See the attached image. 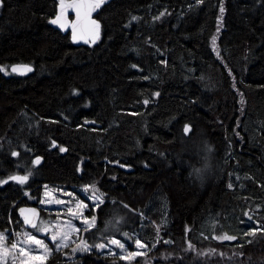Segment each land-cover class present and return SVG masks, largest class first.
<instances>
[{
  "label": "trees",
  "instance_id": "obj_1",
  "mask_svg": "<svg viewBox=\"0 0 264 264\" xmlns=\"http://www.w3.org/2000/svg\"><path fill=\"white\" fill-rule=\"evenodd\" d=\"M60 4L0 0V231L23 228L46 185H95L90 251L46 264H264V0H105L78 45L50 22ZM124 233L141 255L92 247L113 236L134 253Z\"/></svg>",
  "mask_w": 264,
  "mask_h": 264
},
{
  "label": "rangeland",
  "instance_id": "obj_2",
  "mask_svg": "<svg viewBox=\"0 0 264 264\" xmlns=\"http://www.w3.org/2000/svg\"><path fill=\"white\" fill-rule=\"evenodd\" d=\"M61 7V4H60ZM96 21V20H95ZM97 22V21H96ZM98 23V22H97ZM99 32V30H98ZM98 34L89 39L88 41H85L83 44H92L97 39ZM205 144L204 140L201 138L197 141V146L199 148H202V146ZM86 188L88 190L86 191ZM42 195L37 201V207L44 209L49 217L47 218H40L37 225H40L41 221H44L48 225H59L60 230H67L66 228V222L71 221L72 225L75 228L80 229L81 231H71L68 240L66 241L67 247L71 244H75V249L78 252H87V251H81L80 248L82 236L85 233H88L89 231H92L95 229V221L93 227H88L87 222H91L92 218L89 215V208H97L100 206L101 203L100 199H93V192L91 191L90 187H75L72 188H66L62 186H50L46 185L42 190ZM29 201H34L31 199V197H28ZM59 200L61 203H56V201ZM80 203L84 205L82 208H77V203ZM72 209L73 212H76V215L73 216L68 210ZM122 218L118 214L114 216L112 221L108 225V229L110 233H113L114 231L118 230V226L121 222ZM57 229L52 228L48 231H38L36 228L33 232H29L24 227L18 228V229H10L8 232H1L3 233L7 239L5 241L6 248L9 249L7 251H0V264H46L48 258L51 256L53 249L55 250H62L65 247H60L57 249V244L60 243V240L57 239V241H53L51 239L52 232L56 231ZM30 233L32 234L36 239H39L43 242V244L47 245V253L45 252V249L39 245L33 244L30 241L26 239L24 236V233ZM17 233L20 235L17 236ZM129 236L132 238V247L134 249V253H140L141 255L144 250V248H137L135 243V236L128 233ZM111 238H115L113 236H105V244H107L108 240ZM117 239V238H116ZM20 241H23V243H19ZM17 243L18 246L16 249H11V245L13 243ZM23 247L25 249V252L22 253L20 251V248ZM33 249V251L28 252L27 249ZM126 251L121 252V249L116 247L115 245L109 244L104 249H99L102 251L110 252V253H117L118 257H121L123 255L124 258L127 259L129 257L127 248L125 246ZM137 256V255H134Z\"/></svg>",
  "mask_w": 264,
  "mask_h": 264
},
{
  "label": "snow or ice",
  "instance_id": "obj_3",
  "mask_svg": "<svg viewBox=\"0 0 264 264\" xmlns=\"http://www.w3.org/2000/svg\"><path fill=\"white\" fill-rule=\"evenodd\" d=\"M105 2V0H92L91 3L87 4V5H84V4H72V5H69L70 7H73V8H76L77 9V16L79 17L81 15V12H80V9L81 8H86L87 11H85L84 15L85 17H87L90 13L91 10H94L95 8L99 7L101 4H103ZM66 6L64 5V0H61V14L63 13V9L65 8ZM221 13H223V8H221ZM161 16L164 15V13H161L160 14ZM60 19V17L58 16L57 17V20H53V21H50L51 23H57V21ZM133 19H136V17H133ZM157 19H159V17H157ZM91 25H92V30H93V35H97L98 34V30H99V27L100 25L95 21V20H92L90 21ZM73 31H74V34H75V27H73ZM213 46L215 47V37L213 38ZM0 70H4V69H0ZM18 69L16 67L13 68V71H17ZM24 70L26 71H31V68L28 67V66H24ZM156 95H159L158 93ZM145 103L147 104L148 101L145 100ZM244 103V100H243V96L241 94V104ZM191 131L190 127L188 125H185L184 127V132L187 134ZM55 146V144H54ZM65 149H61V151H64ZM13 156H17L18 153L17 152H13L12 153ZM32 163L34 165L36 164H39L40 163V159L39 157H37L35 160L32 161ZM147 167V165H145ZM31 175V170H28V174L27 175H23V176H20V175H17V176H13V177H10V179H13L15 180L16 182L18 183H25L28 179V176ZM8 181L7 180H3V179H0V184H3V183H7ZM91 191L93 192V199H100L101 203L103 202V200L101 199V194H99V190L96 189L95 185H92V186H89ZM229 187H232L231 184H229ZM88 190V188H86V191ZM56 203H61V201L57 200ZM84 207V205L80 204L79 202L77 203V208H82ZM125 207H127V205H125ZM33 212V215H35V210H31ZM73 216L76 215V212H73L72 209H69L68 210ZM21 212L23 213L24 210L22 209ZM251 218V217H249ZM94 221H95V217L92 218V221L91 222H87L88 223V227H93L94 226ZM25 223L26 224H30L33 228H36L38 231H48V230H51L52 228H55L57 229L56 231H53L52 232V236H51V239L55 242L57 241V239L60 240V243L57 244V249H59L60 247H67V243L66 241L68 240V236L70 234L71 231H76V232H79L81 231L80 229L78 228H75L71 221H68L66 222V228L67 230H60V226L59 225H48L46 224L44 221H41L40 222V225H37L35 222H33V220L29 219L28 217H25ZM260 231H264V228H261L259 229ZM157 234H159V228L157 229ZM246 235H255V230L251 231V232H246L245 233ZM20 234L17 233V236H19ZM24 236L26 237V239L28 241H30L31 243L33 244H36V245H39L41 247H43L45 249V252L47 253L48 249H47V245L43 244V242L39 239H36L32 234L30 233H27L25 232L24 233ZM124 236L127 238V239H132L133 237L129 236L128 233H124ZM207 238V237H205ZM213 239H217V240H221V241H232V240H235L237 239V237L235 236H231V235H228V234H223V235H219V236H213L212 237ZM7 237L3 234V233H0V251H7L9 249L6 248V245H5V241H6ZM251 241H249L250 243ZM19 243H23V241H20ZM135 243H136V246L137 248H144L146 247L145 244H143L139 238H136L135 239ZM164 243H171V241H164ZM109 244L111 245H115L116 247L120 248L121 249V252H125L126 249H125V243L122 242L121 240L119 239H116V238H111L108 240L107 244L105 243H98V244H95L93 245L92 247H95L97 249H104L106 248ZM81 245L82 247L80 248L81 251H90V246L89 244L87 243V241H84V240H81ZM18 246L17 243H13L11 245V249H16ZM155 246V245H153ZM189 247H191V244H189ZM20 251L22 253L25 252V249L23 247L20 248ZM28 252H31L33 251V249L29 248L27 249ZM75 251V249H74ZM113 255H118L117 253H112ZM140 253H128L129 256H134V255H139ZM120 258H124L123 255H121Z\"/></svg>",
  "mask_w": 264,
  "mask_h": 264
},
{
  "label": "water",
  "instance_id": "obj_4",
  "mask_svg": "<svg viewBox=\"0 0 264 264\" xmlns=\"http://www.w3.org/2000/svg\"><path fill=\"white\" fill-rule=\"evenodd\" d=\"M92 0H76L75 2L71 4H66L65 8L63 9V13L61 14L62 10L61 7L57 13V15L54 17L53 20H57V17L59 16L60 19L57 21V23H52V26L57 29L58 31L65 32V31H70L72 40L74 44H82L85 41H88L93 35V30H92V25L90 21L94 20V10H91L89 15L85 17L84 13L87 11L86 8H81L80 12L81 15L78 17L77 16V9L70 7L69 5L72 4H84L87 5L91 3ZM71 15L73 18L71 22L68 20V16ZM73 27H75V34L73 31ZM16 67L18 70L13 71V68ZM10 71L12 74L19 75V76H24L28 75L31 71H26L24 70V65H16L10 68ZM130 168L126 167V170H129ZM24 210L22 213L21 210ZM31 210H35V215H33V212ZM17 215L19 218V221L21 222L22 226L28 230V231H33L35 228H33L30 224L25 223V217H28L29 219L33 220L36 224H38L41 213L40 209L36 206H22L19 207L17 210Z\"/></svg>",
  "mask_w": 264,
  "mask_h": 264
},
{
  "label": "flooded vegetation",
  "instance_id": "obj_5",
  "mask_svg": "<svg viewBox=\"0 0 264 264\" xmlns=\"http://www.w3.org/2000/svg\"><path fill=\"white\" fill-rule=\"evenodd\" d=\"M69 18H72V17H69V16H68V19H69ZM72 19H73V18H72ZM71 21H72V20H71ZM71 21L69 20V22H71ZM258 223H259V225H262V226H263V224H262L261 222H258Z\"/></svg>",
  "mask_w": 264,
  "mask_h": 264
},
{
  "label": "built area",
  "instance_id": "obj_6",
  "mask_svg": "<svg viewBox=\"0 0 264 264\" xmlns=\"http://www.w3.org/2000/svg\"><path fill=\"white\" fill-rule=\"evenodd\" d=\"M259 227H262V225H259ZM260 228L256 229L257 231H259Z\"/></svg>",
  "mask_w": 264,
  "mask_h": 264
},
{
  "label": "clouds",
  "instance_id": "obj_7",
  "mask_svg": "<svg viewBox=\"0 0 264 264\" xmlns=\"http://www.w3.org/2000/svg\"><path fill=\"white\" fill-rule=\"evenodd\" d=\"M211 150V149H210Z\"/></svg>",
  "mask_w": 264,
  "mask_h": 264
}]
</instances>
